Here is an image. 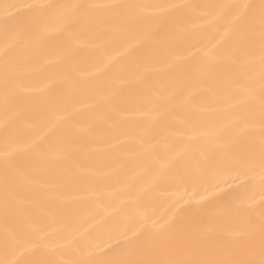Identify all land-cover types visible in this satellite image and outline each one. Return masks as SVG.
<instances>
[{"label":"bare ground","instance_id":"1","mask_svg":"<svg viewBox=\"0 0 264 264\" xmlns=\"http://www.w3.org/2000/svg\"><path fill=\"white\" fill-rule=\"evenodd\" d=\"M237 3L259 0H0L2 264H95L134 232L170 259L192 258L186 234L225 254L247 239V206H261V81L258 39L251 56H223L234 44L233 18L217 6ZM34 4L181 7L133 10L145 15L135 27L97 8L69 27L66 10L44 9L37 18L27 7ZM4 5L16 7L6 13ZM6 14L10 25L24 22L7 89ZM246 88L255 97L251 125L242 123L247 106L233 99ZM250 149L255 163L238 171L234 157ZM5 151L13 153L7 206ZM225 200L241 210L238 217L196 218V209ZM12 233L25 242L6 246Z\"/></svg>","mask_w":264,"mask_h":264},{"label":"snow or ice","instance_id":"2","mask_svg":"<svg viewBox=\"0 0 264 264\" xmlns=\"http://www.w3.org/2000/svg\"><path fill=\"white\" fill-rule=\"evenodd\" d=\"M15 5H4L6 13L10 8H15ZM34 10V17H39L44 9L66 10L63 12V19L67 26L87 22L92 10L97 8H106L114 10V14L120 16L123 21L135 27L143 22L145 15L142 12L133 10H143L150 7H157L163 11L168 8L181 7L180 5H130V4H113V5H91V4H71V5H41L34 4L27 6ZM228 8L231 10L233 23L228 29L233 37V47L223 53L225 58L233 61H239L241 55L251 56L252 50L259 41V62H260V93H259V123L261 129L260 148H259V188L261 194V206L259 210H255L253 204H249L246 209L247 226L245 231L248 237L243 242L229 245L225 250L209 245L202 239L192 234H186V239L189 241V247L192 258L188 259H170L162 258L161 250L155 249L146 245L140 244L136 239V233L131 236H126L123 241V247L120 248L115 255L96 261L95 264H264V0H259L258 4L237 3L231 5L217 6ZM9 15L4 18L5 33L11 32L8 42L5 44L3 51L5 62V88L14 79L15 72L11 69L19 67L17 57L12 53V49L16 41L19 39L24 30V22L17 21L15 24H9ZM227 34V33H226ZM213 59L216 53H205ZM249 77L252 72H248ZM7 95V93H6ZM238 107L247 106L249 115L242 121L245 125H251L254 122L256 113L252 109L251 104L255 99L253 90L250 88L243 89L240 95L233 98ZM30 148L36 146L29 145ZM15 151V150H14ZM12 152L5 151L3 160V170L5 175V204L9 195L8 175L13 167V161L10 157ZM234 166L238 171L251 170L255 163L254 150L250 149L249 155L235 156L233 159ZM254 203V201H253ZM241 214V210L233 205L229 200L215 207L198 208L195 210V216L199 220H204L208 223H216L225 219L236 218ZM152 227H157L153 224ZM159 228L165 225H159ZM9 240L16 244L24 243V237L20 233H12L11 236L5 237V245ZM2 264V262H0ZM34 264H61V262L50 260H36ZM69 264H91L89 261L73 260Z\"/></svg>","mask_w":264,"mask_h":264}]
</instances>
